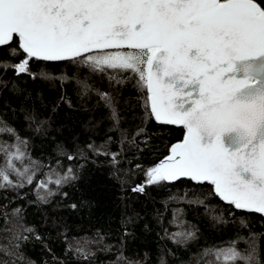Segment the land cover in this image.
I'll use <instances>...</instances> for the list:
<instances>
[{
  "label": "snow or ice",
  "instance_id": "snow-or-ice-1",
  "mask_svg": "<svg viewBox=\"0 0 264 264\" xmlns=\"http://www.w3.org/2000/svg\"><path fill=\"white\" fill-rule=\"evenodd\" d=\"M0 56L7 57L0 59V74L11 70L18 78L36 79L39 63H64L110 84L133 83L146 118L183 130L133 192L187 180L210 186L209 195L230 209L264 217V0H0ZM97 94L119 124L112 97ZM5 134L16 142L0 144V192L34 185L37 200L47 203L56 195L50 186L76 178L71 167L38 176L41 165L29 157L27 141L0 122ZM172 223L176 230L165 229V236L174 246L197 239L198 230L179 215ZM240 225L248 226L244 219ZM33 237L42 242L24 209L0 203V264H29L22 248ZM65 240V255L91 264L104 237ZM258 248L257 233H237L205 247L193 264H264ZM159 264H168L163 254Z\"/></svg>",
  "mask_w": 264,
  "mask_h": 264
},
{
  "label": "trees",
  "instance_id": "trees-1",
  "mask_svg": "<svg viewBox=\"0 0 264 264\" xmlns=\"http://www.w3.org/2000/svg\"><path fill=\"white\" fill-rule=\"evenodd\" d=\"M33 71L36 79L18 78L11 70L0 74V122L27 141L29 157L41 165L38 176L50 168L63 173L71 167L76 178L59 189L50 186L56 195L47 203L37 200L34 185L0 192V203L11 201V207H22L26 224L42 238L24 243L29 264H59L54 255L65 264H88L65 255V237L97 233L104 240L93 247L91 264H159L162 254L168 264H193L205 247L235 239L237 233L247 238L252 232L258 234L264 260V236L259 235L264 234V218L230 209L209 195L210 186L180 180L148 187L143 194L132 191L145 181L146 169L183 135L181 129L145 117L144 100L133 83L110 84L107 78L64 63H39ZM98 91L112 97L119 124ZM140 128L144 132L131 143ZM14 142V137L0 135V144ZM68 155L74 159L68 160ZM197 198L204 204L189 202ZM174 214L198 230L197 239L186 248L174 246L165 236V229L176 230ZM217 216L227 223H218ZM241 219L247 227H241ZM239 246L247 247L243 241Z\"/></svg>",
  "mask_w": 264,
  "mask_h": 264
},
{
  "label": "water",
  "instance_id": "water-1",
  "mask_svg": "<svg viewBox=\"0 0 264 264\" xmlns=\"http://www.w3.org/2000/svg\"><path fill=\"white\" fill-rule=\"evenodd\" d=\"M168 126H172V127H175V128H178V127H176V126H174V125H168ZM178 129H181V128H178ZM182 130V129H181ZM183 131V130H182ZM264 218V217H263Z\"/></svg>",
  "mask_w": 264,
  "mask_h": 264
}]
</instances>
